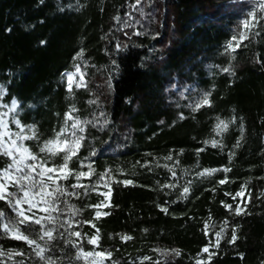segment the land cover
Masks as SVG:
<instances>
[{"label":"trees","instance_id":"16d2710c","mask_svg":"<svg viewBox=\"0 0 264 264\" xmlns=\"http://www.w3.org/2000/svg\"><path fill=\"white\" fill-rule=\"evenodd\" d=\"M251 3L140 0L133 8L136 0H0V81L6 91L2 101L9 104L16 98L18 119L24 125L35 124L41 141L53 137L64 113L75 105V116L95 122L86 127L79 156L89 157L94 151L90 159L97 174L111 169L116 181H134L128 186L111 182L112 207L106 208L110 215L93 220L100 229L98 249L111 251L119 264H141L145 256L151 260L143 264H195L202 248L210 240L215 243L214 233L225 220L229 227L219 248L210 246L215 255L208 264L264 262V28L260 36L244 42L247 47L238 49L235 59L224 54L225 43ZM80 49L88 86L70 95L62 73L73 70V56ZM230 63L234 75L221 71ZM173 82L191 83L196 93L211 92L212 106L193 112L187 99L167 90ZM217 117L235 118L220 136L223 149L203 143ZM241 123L243 140L234 149ZM25 143L39 151L37 141ZM199 148L205 150L197 155ZM230 151L235 152L231 162ZM169 155L172 160L165 159ZM8 162L0 156V168ZM225 166L231 171L197 176L203 169ZM70 167L79 168V162L74 160ZM169 168L176 173L173 179ZM225 175L229 182L218 184ZM189 181L187 198H180ZM74 182L70 178L65 184ZM246 182L241 206L247 202L248 214L237 216L221 202L235 207L236 201L225 192L235 195ZM165 184L175 187H160ZM100 198L95 192L71 198L70 203L82 209L75 219H92L95 209L87 205ZM157 205L167 207V214ZM0 210L14 217L4 201ZM205 220L216 225L208 236ZM233 226L238 239L230 244ZM75 230L95 232L89 224ZM117 234L133 239L122 242ZM81 243L85 251L92 250L86 240ZM0 249L25 254L15 255L9 264L20 259L41 264L24 241L2 233ZM154 249H179L181 254ZM48 255L59 257L60 264H85L73 260L75 249L62 241Z\"/></svg>","mask_w":264,"mask_h":264},{"label":"snow or ice","instance_id":"6c2138e0","mask_svg":"<svg viewBox=\"0 0 264 264\" xmlns=\"http://www.w3.org/2000/svg\"><path fill=\"white\" fill-rule=\"evenodd\" d=\"M140 4V0H136V8ZM63 10V9H61ZM143 15V13H141ZM130 18V17H129ZM119 19V17H117ZM138 23V22H137ZM264 28V0H253L252 7L245 14L241 20L240 26L234 30V34L228 39L224 46V54L235 59V53L241 47H247L245 41L261 35V29ZM11 31V29H6ZM135 35L141 33L136 32ZM43 45L46 41H40ZM117 50L121 46L117 44ZM84 49H80L75 56H73V71H66L62 73V77L66 78V89L71 95L74 89H86L88 82L85 78L86 74L83 70L86 67L84 62ZM115 63V61L113 62ZM221 71L234 75L231 63L224 67ZM5 90L0 86V99L3 98ZM211 92H204L198 98L189 103L188 107L197 112L203 107H211ZM90 103H97L92 100ZM6 108L7 111L0 112V156L7 157L8 163L0 168V201H4L14 213L13 218H9L7 213L0 210V233L13 240L24 241L29 248H31V255H34L41 264H60L59 257L48 255L49 252L56 247L57 241H62L63 244L71 246L75 249L73 260H83L85 264H105V261H111V264H119L118 261L113 260V253L106 249L97 250L100 248V229L96 226L93 220H98L102 216L110 215L107 211H101L103 208L112 207L111 197V182L122 183L125 186L133 185L134 181L131 179H124L116 181L111 169H105L103 172L97 174L93 167V162L90 157L95 155L91 152L89 157L81 158L79 152L86 139L84 133L88 125L95 126L94 121H85L79 119L74 113L77 111L75 105H71L64 113V121L59 130L56 131L53 137L41 141L38 134V129L35 124L24 125L18 119L20 106L16 98H13L10 105H0ZM103 115V113H101ZM180 119L185 117L181 114ZM235 122L232 120H222L217 117V123L213 129L217 136H222L229 128V125ZM162 123V122H161ZM13 124L18 129L13 131L9 126ZM241 135L237 139L233 148H238L244 136V125L240 124ZM37 141L38 152L33 151L25 142ZM205 146L209 144L211 147H220L223 149L222 140L212 139L205 140ZM204 148L197 149V155L203 152ZM182 151V150H181ZM235 152H229V162L234 157ZM60 157V162L56 163V158ZM166 160H172L171 155L165 157ZM76 160L79 162V168L70 167L71 163ZM139 164L140 162L137 161ZM147 166V162L141 167ZM168 167V165H164ZM87 169V171H85ZM151 170V169H149ZM172 173L170 179L175 178L176 173L172 168H169ZM223 171L228 173L231 171L229 167H222L219 169H203L197 173V176H211L216 172ZM123 173L121 172V175ZM96 176V180L92 181V177ZM74 179V183L65 184L69 179ZM92 181L91 183H84L83 180ZM228 177L225 175L224 179L218 181V184L228 183ZM191 181L187 182L180 192V198H187L190 192ZM101 187L106 188L107 191H101ZM161 188L175 187L174 184L161 185ZM247 182L241 185V189L232 195L225 192L226 196H231L233 200L237 197H244L246 192ZM11 189V190H10ZM215 189H213L214 191ZM95 192L102 196L103 199L97 204H90L87 207L94 208V216L92 219L79 221L75 219L82 209L70 203L71 198H80L81 195L87 196ZM250 197V193H248ZM223 206L235 215H247V202H244L242 207L237 203L235 207L231 204L221 202ZM162 212L167 214V207L157 205ZM211 218H209V221ZM206 221L204 224L205 235H209L210 229H215L216 225ZM81 224H89L95 229L91 235L75 230ZM229 227V222L225 220L219 227V231H215V243L209 241V245L202 248V253H208L207 260L197 259L195 264H208L211 261L214 252H210L209 247L219 248L220 241L223 239L225 230ZM147 231V229H145ZM122 242H127L133 239L128 234H117ZM238 239L237 227H232L231 239L228 241L234 244ZM86 240L88 244L92 245V250L85 251L81 241ZM154 251L161 252L165 255L171 254L179 256V249H154ZM13 255L24 256L22 250L8 249L7 252L0 249V257L8 256L9 259ZM151 260V257L145 256L141 260ZM15 264H25L24 259L16 261ZM71 264V261H70ZM155 264H160L159 261ZM264 264V262H262Z\"/></svg>","mask_w":264,"mask_h":264},{"label":"rangeland","instance_id":"374dc122","mask_svg":"<svg viewBox=\"0 0 264 264\" xmlns=\"http://www.w3.org/2000/svg\"><path fill=\"white\" fill-rule=\"evenodd\" d=\"M252 7V3H251V5H250V8ZM250 8L248 9V11L250 10ZM243 19V18H242ZM225 46V45H224ZM74 70V69H73ZM73 70H67V71H73ZM64 72H66V71H64ZM63 72V73H64ZM63 79H64V82H65V86H66V84H67V81H66V78H64L63 77ZM0 86H3V83L0 81ZM3 89L5 90V88H4V86H3ZM167 90L168 91H171V92H174V93H176V95L179 97V98H181V99H187L188 100V102H187V106L189 105V103L190 102H192L194 99H196V98H198L201 94H203L205 91H200V92H195V87H194V85L193 84H191V83H186V84H184V85H179L177 82H173L168 88H167ZM6 92V91H5ZM12 102V101H11ZM11 102L9 103V104H6V103H4L3 101H2V99H0V105H10L11 104ZM4 111H7V109L6 108H3V107H0V112H4ZM220 119V118H219ZM216 123H217V119L215 120V125H216ZM11 128H12V130L13 131H17L18 129L16 128V126L15 125H13V124H10L9 125ZM215 127V126H214ZM212 139H217V140H220V136H217L216 134H215V132L213 131L211 134H209L208 136H207V139L206 140H212ZM11 190V189H10ZM101 191H107V189L106 188H103V187H101V189H100ZM101 198V200L103 199V197L102 196H100ZM231 199H232V197H231ZM241 197H237L236 198V200H233V201H236V203H240L241 204ZM101 211H106V208H103V209H101ZM206 221H208V220H205L204 221V224H205V222ZM219 231V230H218ZM214 237V240H215V235L213 236ZM97 250H99V249H97ZM209 250H210V247H209ZM5 252H7V250H4ZM210 252H211V250H210ZM15 255H13L12 256V258L11 259H9L8 258V256H3V257H0V264H9L12 260H13V257H14ZM207 256H208V253H202V251H201V253L197 256V258H196V260L197 259H204V260H207ZM80 261H82V262H84L83 260H80ZM105 264H111V262L110 261H105Z\"/></svg>","mask_w":264,"mask_h":264}]
</instances>
